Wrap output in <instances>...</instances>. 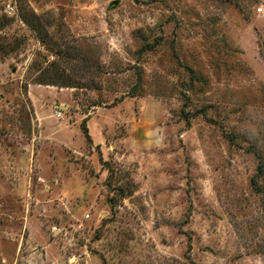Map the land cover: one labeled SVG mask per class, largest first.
Wrapping results in <instances>:
<instances>
[{
  "label": "rangeland",
  "instance_id": "374dc122",
  "mask_svg": "<svg viewBox=\"0 0 264 264\" xmlns=\"http://www.w3.org/2000/svg\"><path fill=\"white\" fill-rule=\"evenodd\" d=\"M12 1L0 264H264V0Z\"/></svg>",
  "mask_w": 264,
  "mask_h": 264
},
{
  "label": "built area",
  "instance_id": "2783aa9c",
  "mask_svg": "<svg viewBox=\"0 0 264 264\" xmlns=\"http://www.w3.org/2000/svg\"><path fill=\"white\" fill-rule=\"evenodd\" d=\"M0 12L1 14L7 15L9 17H13L16 15L17 10L12 0H2V6L0 8ZM257 12H262V8L258 7ZM54 116L56 118H61L62 116L61 111L56 109Z\"/></svg>",
  "mask_w": 264,
  "mask_h": 264
},
{
  "label": "trees",
  "instance_id": "16d2710c",
  "mask_svg": "<svg viewBox=\"0 0 264 264\" xmlns=\"http://www.w3.org/2000/svg\"><path fill=\"white\" fill-rule=\"evenodd\" d=\"M34 18V20H35V22H37V24L36 25H38V17H36L35 15H33L31 18H30V21L32 20ZM3 24H0V26H2ZM34 23H32V26L34 27ZM35 25V26H36ZM35 29V28H34ZM1 46V45H0ZM10 51V50H9ZM58 75H60L59 77H61L60 78V81H56V84L55 85H60V86H64V87H72L71 85H72V83L70 82L71 80L69 79V78H65V76H64V74L63 73H61V72H58ZM42 79V78H41ZM39 80V82L40 81H42V80ZM40 83H43V82H40ZM39 83V84H40ZM46 84H50V83H46ZM54 83H52L51 85H53ZM94 107V106H93ZM82 131H83V133L85 134V136L87 137V130H86V126L85 125H83L82 124ZM259 170L261 171V168L259 167ZM261 173V175L263 176L264 175V173H262V172H260ZM255 180H253V184L254 185H257V182L255 181Z\"/></svg>",
  "mask_w": 264,
  "mask_h": 264
},
{
  "label": "crops",
  "instance_id": "0c3cea01",
  "mask_svg": "<svg viewBox=\"0 0 264 264\" xmlns=\"http://www.w3.org/2000/svg\"><path fill=\"white\" fill-rule=\"evenodd\" d=\"M72 112H74V114H81V112L78 110H74ZM35 115H36L35 121H37L38 123H41L42 120L44 119V117L42 115H40V112L38 110L35 111ZM87 125H88L87 127L90 128V121L89 120L87 121Z\"/></svg>",
  "mask_w": 264,
  "mask_h": 264
},
{
  "label": "water",
  "instance_id": "95a60500",
  "mask_svg": "<svg viewBox=\"0 0 264 264\" xmlns=\"http://www.w3.org/2000/svg\"><path fill=\"white\" fill-rule=\"evenodd\" d=\"M62 109L64 110V109H66V107H63Z\"/></svg>",
  "mask_w": 264,
  "mask_h": 264
}]
</instances>
